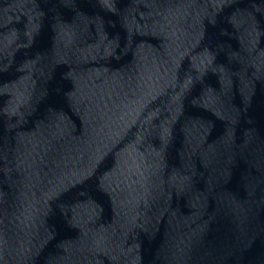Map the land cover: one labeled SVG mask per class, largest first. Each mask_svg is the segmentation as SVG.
<instances>
[{"label":"water","instance_id":"obj_1","mask_svg":"<svg viewBox=\"0 0 264 264\" xmlns=\"http://www.w3.org/2000/svg\"><path fill=\"white\" fill-rule=\"evenodd\" d=\"M0 264H264V0H0Z\"/></svg>","mask_w":264,"mask_h":264}]
</instances>
